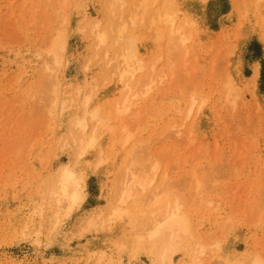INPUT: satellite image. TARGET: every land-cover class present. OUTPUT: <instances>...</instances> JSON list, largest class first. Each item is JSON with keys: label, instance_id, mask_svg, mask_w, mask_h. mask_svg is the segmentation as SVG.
Segmentation results:
<instances>
[{"label": "rangeland", "instance_id": "374dc122", "mask_svg": "<svg viewBox=\"0 0 264 264\" xmlns=\"http://www.w3.org/2000/svg\"><path fill=\"white\" fill-rule=\"evenodd\" d=\"M139 1L0 0V264H264V0Z\"/></svg>", "mask_w": 264, "mask_h": 264}, {"label": "bare ground", "instance_id": "6f19581e", "mask_svg": "<svg viewBox=\"0 0 264 264\" xmlns=\"http://www.w3.org/2000/svg\"><path fill=\"white\" fill-rule=\"evenodd\" d=\"M151 1L152 0H142V2H138V5H139V7H138V9L137 8H135V10L136 11H138V10H140V12H142V11H144L145 9H147V7H149L150 5H152V4H154V2L151 4ZM165 1V0H164ZM163 1V2H164ZM136 2H137V0H136ZM167 2V1H166ZM162 3V2H161ZM163 4V3H162ZM137 6V5H136ZM136 6H134V7H136ZM163 6V5H162ZM170 6H171V3H170ZM161 7V6H160ZM164 9H163V11L166 9V8H168V5H167V3H166V6L164 5ZM150 8V7H149ZM148 8V9H149ZM161 8H159V9H161ZM133 10V9H132ZM158 10V9H157ZM134 11V10H133ZM133 11H131L132 13H129L130 15V17L132 18V23L134 22V23H138L139 24V22H140V19L139 18H142V14L144 15V14H146V13H141V15H137V14H135V13H133ZM166 11H167V9H166ZM135 12V11H134ZM139 12V11H138ZM137 12V13H138ZM165 12V11H164ZM159 13H161V12H159L158 11V14ZM152 14V13H151ZM161 14H163V12L161 13ZM148 15V14H147ZM169 16V14H167L166 13V16ZM150 16H152V15H150ZM149 16V17H150ZM155 16L157 17V12H156V14H155ZM161 15H159V17H160ZM162 16H164V14L162 15ZM162 16H161V18H162ZM166 16H164L163 17V19H157V20H155V21H153V20H150V24L149 25H151L152 27L151 28H154L155 29V31H158L159 33V35L161 34V33H163L164 31V28H165V26H167L169 23H170V29H169V27L167 28V30L166 31H168L169 30V33L168 32H166L167 34H170V35H168V36H170L169 38H171L170 40H172L171 42H173L174 44H173V46H175V42L173 41V40H175V33H177L176 35H179L178 34V31H181V29L179 28L178 29V27L176 28V30H175V28H174V26H173V28L171 29V26L173 25V19H171L172 18V16L170 17V19H169V17L168 18H166ZM139 17V18H138ZM155 18V17H154ZM165 18V19H164ZM139 19V20H138ZM153 19V18H152ZM142 20V19H141ZM149 20V19H148ZM139 21V22H138ZM168 23V24H167ZM59 34V33H58ZM164 34V33H163ZM60 35V34H59ZM122 34H120V36H121ZM157 36V35H156ZM119 37V36H118ZM179 37H180V35H179ZM57 38V37H56ZM60 38V37H59ZM55 39V38H54ZM62 36H61V38L60 39H58V41H57V39L56 40H54L55 42L54 43H52L55 47H54V49L52 48V51H51V54H52V52L54 51L55 52V49L57 48H59L58 50H59V53H60V51L62 52L63 51V48L65 47V41L63 42V40L64 39H62ZM95 39L97 40V44H96V46H100V45H102L104 42H105V37L104 36H99L98 37V35H96V37H95ZM129 41H130V38L128 37L127 38ZM181 39H183V37H182V35H181ZM53 40V39H52ZM51 40V41H52ZM61 40V41H60ZM169 40V39H168ZM170 40H169V42H170ZM177 40V39H176ZM128 41V43H130ZM179 41H181V40H179ZM58 42V43H57ZM62 42V43H61ZM178 42V41H177ZM132 44H133V42H131ZM51 44V45H52ZM57 44H59V46L57 45ZM63 44V45H62ZM50 44H49V46H51ZM52 45V46H53ZM171 45V44H170ZM179 47H180V42H179ZM178 45H176L177 46V49L179 48L178 47ZM51 46V47H52ZM57 46V47H56ZM64 46V47H63ZM95 46V47H96ZM130 46V45H129ZM50 47V48H51ZM131 47V46H130ZM129 47V48H130ZM132 48V47H131ZM171 48H172V45H171ZM177 51V50H176ZM58 52V51H57ZM55 57H58V54L57 53H55V55H54ZM59 57H60V55H59ZM58 59V58H57ZM55 61H56V58H55ZM121 64H122V66H123V68L124 69H128V68H130V66H129V64L125 61V60H122V62H121ZM148 91H145L144 92V94H146ZM92 115H93V113H92ZM94 136V135H93ZM92 138V137H91ZM90 138V139H91ZM89 141V140H88ZM86 142L83 146H82V151H83V153L85 154L86 152H88V151H90L91 150V148H93L95 145H96V141H97V139H95V137L93 138V139H91L89 142ZM59 174V175H58ZM57 174V176L56 177H58L57 179H58V188H57V190H58V193H59V195L62 197V198H65V199H69V197H70V205L71 206H73V205H76L77 203H78V201H80L81 200V198H80V195L79 194H77V191H75L76 190V186H78L79 185V182H81V180H80V176L79 175H75V174H72L70 171H68V170H66V169H62V170H60L59 171V173ZM137 178V177H136ZM136 178H135V180H136ZM142 178V177H141ZM131 180H133L132 178H131ZM144 181V180H143ZM135 182V181H134ZM138 182V181H137ZM139 182H141V181H139ZM138 182V183H139ZM145 183V182H144ZM139 184H141V187H144V184H143V186H142V183H139ZM147 184V183H146ZM148 185V184H147ZM140 186V185H139ZM71 187H73V190L71 191L72 193L70 194L69 193V188L71 189ZM185 220H183V219H181V218H179V217H177V213L176 214H174V215H172L171 217H169L167 220H165V222L163 223V224H161L160 226H156L152 231H150L148 234H149V239H156V240H158V239H161V238H163V236H165V232H169L170 233V235H171V237H177V234L179 233L178 231H180V232H182V233H186L187 232V227H186V224H185V222H184ZM173 229H177V230H174L173 231ZM167 252H168V250H167ZM166 254V251H165V253L162 255V258H165V260H169V258H168V256L169 255H165ZM167 256V257H166ZM253 264H259V262H256V261H254L253 262Z\"/></svg>", "mask_w": 264, "mask_h": 264}]
</instances>
